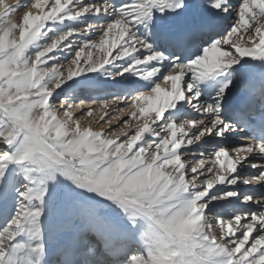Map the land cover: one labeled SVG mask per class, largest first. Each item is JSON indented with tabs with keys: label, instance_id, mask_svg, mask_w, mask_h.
<instances>
[{
	"label": "snow or ice",
	"instance_id": "snow-or-ice-1",
	"mask_svg": "<svg viewBox=\"0 0 264 264\" xmlns=\"http://www.w3.org/2000/svg\"><path fill=\"white\" fill-rule=\"evenodd\" d=\"M0 264H264V0H0Z\"/></svg>",
	"mask_w": 264,
	"mask_h": 264
},
{
	"label": "bare ground",
	"instance_id": "bare-ground-1",
	"mask_svg": "<svg viewBox=\"0 0 264 264\" xmlns=\"http://www.w3.org/2000/svg\"><path fill=\"white\" fill-rule=\"evenodd\" d=\"M8 2L9 3H12V4H15L16 3V0H8ZM22 2H23V0H22ZM236 2V0H233V3H235ZM94 88L93 87H91V86H89V85H87V84H85V85H83V86H81L78 90H77V92H80V94H77V93H74L73 95L75 96V97H83V98H86V99H88L89 100V103H88V106L86 107L85 106V109H87L88 107H91V108H93V109H95V108H97L98 107V105L97 104H91L90 103V101H91V99L92 98H94V90H93ZM84 92L86 93H88L87 95H84ZM91 92H93L92 94H91V96H89L90 94L89 93H91ZM72 95V96H73ZM96 95V94H95ZM71 96V97H72ZM69 102L71 103L72 102V98H70L69 97ZM75 102L76 103H79V99H76L75 100ZM87 105V104H86ZM117 108H120L119 106H116ZM121 108H123V107H121ZM115 111H113V113H114ZM102 113L101 112H97L96 113V115L94 116V117H88L87 115H84V116H79L78 118L81 120V123H82V125H87L88 123H93V125L95 124V120L96 119H98L99 118V115H101ZM115 114H116V112H115ZM114 114V115H115ZM106 126V125H105ZM239 139V138H238ZM243 142V141H242ZM258 159V158H257ZM249 171H251V170H245V173L244 174H247ZM243 190H245V191H248V190H251V189H248V188H245V189H243ZM253 207H254V205H253Z\"/></svg>",
	"mask_w": 264,
	"mask_h": 264
},
{
	"label": "rangeland",
	"instance_id": "rangeland-1",
	"mask_svg": "<svg viewBox=\"0 0 264 264\" xmlns=\"http://www.w3.org/2000/svg\"><path fill=\"white\" fill-rule=\"evenodd\" d=\"M93 90H94V93H95L96 89H93ZM75 93L80 94V92H77V91H76ZM92 93H93V92L89 93V94H90L89 96H91ZM87 94H88L87 92H86V93L84 92V95H87ZM72 95H73V94L70 95V98H72V97H71ZM94 97H95V94H94ZM85 106L87 107L88 104L85 105ZM85 106H84V107H85ZM117 106H119V107L121 108V107H125V104H124V103H121L120 105H117ZM85 111H87V109H85ZM113 111H115V109H114ZM113 114H115V112H114ZM80 117H81V116H80ZM80 117H79V118H80Z\"/></svg>",
	"mask_w": 264,
	"mask_h": 264
}]
</instances>
